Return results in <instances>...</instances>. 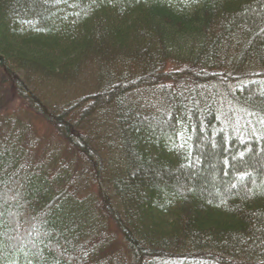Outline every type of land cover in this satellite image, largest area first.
<instances>
[{
    "label": "trees",
    "instance_id": "obj_1",
    "mask_svg": "<svg viewBox=\"0 0 264 264\" xmlns=\"http://www.w3.org/2000/svg\"><path fill=\"white\" fill-rule=\"evenodd\" d=\"M260 193L264 0H0V264H264Z\"/></svg>",
    "mask_w": 264,
    "mask_h": 264
},
{
    "label": "rangeland",
    "instance_id": "obj_2",
    "mask_svg": "<svg viewBox=\"0 0 264 264\" xmlns=\"http://www.w3.org/2000/svg\"><path fill=\"white\" fill-rule=\"evenodd\" d=\"M16 73H17V76L18 77H20L21 79L23 78V74L21 73V72H18V71H16ZM93 76V75H92ZM78 83V85L79 86H74V88L72 89V87H68V88H65V89H60V88H58V87H56V88H58L57 89V91L58 90H60L61 92L63 91V93H64V95H66V96H68V97H70V98H73V97H76L77 95H79V94H81L82 93V89L83 88H90V89H92V88H94V86H92V85H94L95 84V78H92V77H89V79L88 80H85V81H81V83H80V81L79 82H77ZM25 86H26V88H24V92H23V89L21 88V87H19V94H17V96L14 98V100L13 101H10V108L12 109V108H15V107H20V108H23L24 106H26L27 104H28V96H32V95H34L35 93H33L32 95H30V92H32V87L28 84V82H26L25 83ZM44 87H46V88H48L47 86H44ZM13 88H14V86H12V84H11V82H8V88H7V90H6V93H7V95L9 94H12L14 91H13ZM33 88H35V90L37 91V88L34 86ZM43 88V87H42ZM40 89V88H39ZM79 90V91H74V90ZM13 91V92H12ZM22 91V92H21ZM54 91V90H53ZM85 91H88V90H85ZM151 93H155V92H153V91H151ZM45 94H46V92H45ZM141 94V93H140ZM140 94H138V95H140ZM49 95V94H48ZM138 95H134V98L137 100L138 99ZM36 96L38 97V94H36ZM39 98V97H38ZM46 98H48V97H46ZM46 98H40V99H42V100H45L46 101ZM31 100V99H30ZM66 99H63V100H61V102H63V101H65ZM134 101V100H133ZM98 116V117H97ZM96 117H94V119L95 120H97V119H104V118H107V117H105V115H97ZM94 120V121H95Z\"/></svg>",
    "mask_w": 264,
    "mask_h": 264
},
{
    "label": "snow or ice",
    "instance_id": "obj_3",
    "mask_svg": "<svg viewBox=\"0 0 264 264\" xmlns=\"http://www.w3.org/2000/svg\"><path fill=\"white\" fill-rule=\"evenodd\" d=\"M260 194H264V193H260Z\"/></svg>",
    "mask_w": 264,
    "mask_h": 264
}]
</instances>
